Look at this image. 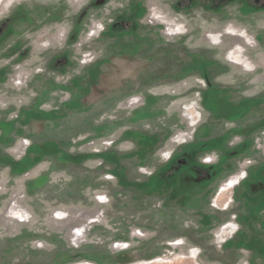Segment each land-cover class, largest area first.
Wrapping results in <instances>:
<instances>
[{
    "label": "rangeland",
    "instance_id": "1",
    "mask_svg": "<svg viewBox=\"0 0 264 264\" xmlns=\"http://www.w3.org/2000/svg\"><path fill=\"white\" fill-rule=\"evenodd\" d=\"M20 7L39 24L20 29L34 47L20 64L28 69L60 53L44 44L59 42L88 14L70 42L74 65L65 75L18 88L10 67L0 79V101L15 107L0 109V122L18 121L20 108L52 112L0 139V264H264V213L239 233L241 191L223 187L237 165L209 191L138 184L165 161L177 132L190 134L186 108L196 105L201 124L203 98L208 111L220 107L212 93L228 90L236 99L264 91V0H0V20ZM98 23L133 26L117 40L90 38ZM104 140L114 144L104 148ZM17 210L29 220L20 222Z\"/></svg>",
    "mask_w": 264,
    "mask_h": 264
},
{
    "label": "flooded vegetation",
    "instance_id": "2",
    "mask_svg": "<svg viewBox=\"0 0 264 264\" xmlns=\"http://www.w3.org/2000/svg\"><path fill=\"white\" fill-rule=\"evenodd\" d=\"M87 14L88 11L85 10L80 16H77L71 33L63 34L64 42L55 41L54 43L48 40L44 44L49 47L48 50L61 49L62 51L53 53L54 55L43 65L44 67L38 66L40 70L32 80L42 78L44 74L65 75L67 70L74 65V59L68 48L71 45L70 42L79 36ZM30 24L35 25L34 30L39 27L29 10L21 7L14 14L0 20V61L4 60L6 63L0 69L1 80L9 78L8 68L14 67L15 69L16 65L26 63L24 60L34 49L25 38L21 37L24 33L21 34L20 31L21 27ZM131 25L122 26L121 23H116L110 24L108 27L104 26L97 38L105 39L107 36L117 40L116 36L120 35L122 28L130 29L133 26ZM38 38H42V36ZM36 42L38 41L36 40ZM50 79L49 81H51ZM57 87L60 88L63 85H57ZM228 92L230 91L212 93V100L218 102L220 107L214 106V109L209 111L204 106L203 98V109L208 115L205 121L198 124L193 139L183 146L169 148L168 158L165 157V161L159 162L149 173L147 179L144 182L138 181V184L141 187L177 188L183 195L189 193L193 188L209 191L210 187H218L220 181L234 175V167L237 165L240 172L233 178H242L237 186L239 187L237 192L241 191L239 195L241 200L238 202V206H242L243 210L237 211L238 215H236L237 223L240 225L239 233L242 234L245 232L243 231L245 230L244 224L253 222L257 218V211L264 213V151L252 150L253 145L258 147L264 131V110L262 114L256 113L258 107L264 106V91L256 95H241L236 99L232 98L231 93L227 95ZM224 109L225 111L232 109L235 111H232L234 113L230 115L228 111H223ZM243 110L247 112L244 114L245 116L243 115L244 120L241 121L239 118L244 112ZM6 115L8 116L9 112H6ZM247 116L248 119H246ZM225 122L236 125L217 133L218 127ZM239 125L241 127H235ZM237 132L242 133V136H234ZM258 134H261L260 137H257ZM207 157L211 159V164L205 163ZM0 160H4L1 155ZM260 222L264 229V220L262 219ZM229 228L232 229V227ZM244 248L242 245L238 250L245 251ZM253 254L260 253L256 251Z\"/></svg>",
    "mask_w": 264,
    "mask_h": 264
},
{
    "label": "built area",
    "instance_id": "3",
    "mask_svg": "<svg viewBox=\"0 0 264 264\" xmlns=\"http://www.w3.org/2000/svg\"><path fill=\"white\" fill-rule=\"evenodd\" d=\"M97 27H99L97 30H92L88 34V36L90 38L92 36H98L99 32L103 30L104 25H102L101 23H98L97 24ZM64 41H65V37L62 34V37H61V39H60L59 42L62 43ZM82 42H84V41H80L79 46H81L83 44ZM91 56L92 55H91L90 52L89 53H83L81 62L83 64H87L88 62H91V60H92ZM39 70H40L39 67H37V69H28L24 65L23 66L22 65L21 66L20 65H16V67L14 69V74L10 76L11 77V81L13 82V84L16 87L23 88V87H25L32 80V78L34 77V75H36ZM136 102L137 101L134 100V99H131V101H130L131 104H134ZM191 107L192 108L193 107L195 108V111L198 112V116H197L196 119H194L193 116L192 117H189L187 115L188 120H190L189 121V127L191 129V132H190V134L187 133V132H184L183 130L177 132L172 137V139H171L172 145L175 146V147L183 146V145L187 144V142H189L190 140H192V138H193V136L195 134V131H196L197 127H198V124H199L200 119H201V114L198 111V108L196 107V105H192V106L186 108L185 110L187 111V114L190 112V110H191L190 108ZM0 109H4V110L10 112V110L13 109V108L8 107V105L6 103L0 101ZM14 109H15V107H14ZM17 109L19 110V107H17ZM21 109L22 108H20V111L17 114H15L12 119H17V120L19 119ZM23 144H25L24 154H26L27 151L30 148L29 140L24 139ZM113 144H114V141L113 140H104V141H102V147H104V148L111 147ZM92 146L98 147L95 143H92ZM258 148L261 149L262 151H264V131L262 133L261 140L259 141ZM168 156H169L168 151L163 154V157L164 158L165 157L168 158ZM205 163L206 164H211L212 161H211V159L209 157H207L205 159ZM108 176L111 177V178H114V175L112 173H110V172L108 173ZM234 179H236V182H235L236 184L233 187H236V186L239 185V182H240V180H242V178L241 179L234 178ZM1 189H2V186L0 184V190ZM98 200L101 201V198H99ZM214 202H216V200ZM229 204H227L225 206V208H224L225 210H227ZM213 206H215V203H214ZM17 211L20 212L19 216H17L16 214H14V216L15 217L17 216L16 218L19 219L20 222H26V221L29 220V216H27L24 212H22V210H17Z\"/></svg>",
    "mask_w": 264,
    "mask_h": 264
},
{
    "label": "crops",
    "instance_id": "4",
    "mask_svg": "<svg viewBox=\"0 0 264 264\" xmlns=\"http://www.w3.org/2000/svg\"><path fill=\"white\" fill-rule=\"evenodd\" d=\"M232 111H235V110L232 109L231 112ZM229 114L232 115L231 113ZM50 116H52L51 111H44V110L35 111L34 109H31V108H27V109L25 108L21 111L20 119L18 121L0 122V134H1L0 139L3 138V140H7L8 138L10 139V137L13 138V135H17V134H14L15 130H13V132L9 131L11 130L10 127H13V125L16 126L17 123L28 124V121L30 119H41V118L47 119Z\"/></svg>",
    "mask_w": 264,
    "mask_h": 264
},
{
    "label": "bare ground",
    "instance_id": "5",
    "mask_svg": "<svg viewBox=\"0 0 264 264\" xmlns=\"http://www.w3.org/2000/svg\"><path fill=\"white\" fill-rule=\"evenodd\" d=\"M236 51H237L238 54L241 53V51H239L238 49L235 50V51H233V52L236 53ZM240 56H241V55H240ZM228 58H229V60H230L232 63H235L233 57L231 58L230 56H228ZM242 62H244L243 64H246V65H243V68H245L246 71H248V72H253V71L255 70V69H254V66L252 65V63L248 62V61L245 60L244 58L242 59ZM190 109H191V110H190V112H189V117H192V116L194 117V112L198 115V112L195 111V108H194V107H193V108L191 107ZM235 182H236V179L231 178V179H229L226 183H224L223 187H230L231 189H233V188H234L233 186L236 184ZM223 187H222L221 189H223ZM230 188H229V189H230Z\"/></svg>",
    "mask_w": 264,
    "mask_h": 264
},
{
    "label": "trees",
    "instance_id": "6",
    "mask_svg": "<svg viewBox=\"0 0 264 264\" xmlns=\"http://www.w3.org/2000/svg\"><path fill=\"white\" fill-rule=\"evenodd\" d=\"M126 134H130L129 132L128 133H126ZM127 136V135H126Z\"/></svg>",
    "mask_w": 264,
    "mask_h": 264
}]
</instances>
